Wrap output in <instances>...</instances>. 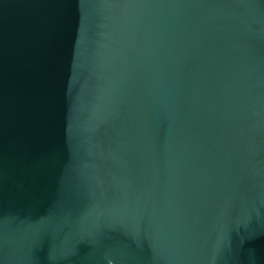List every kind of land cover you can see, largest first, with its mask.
<instances>
[{
    "label": "water",
    "instance_id": "1",
    "mask_svg": "<svg viewBox=\"0 0 264 264\" xmlns=\"http://www.w3.org/2000/svg\"><path fill=\"white\" fill-rule=\"evenodd\" d=\"M0 264H264V0H0Z\"/></svg>",
    "mask_w": 264,
    "mask_h": 264
}]
</instances>
